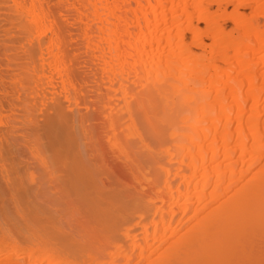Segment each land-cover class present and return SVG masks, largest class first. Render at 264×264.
Segmentation results:
<instances>
[{
	"label": "bare ground",
	"instance_id": "bare-ground-1",
	"mask_svg": "<svg viewBox=\"0 0 264 264\" xmlns=\"http://www.w3.org/2000/svg\"><path fill=\"white\" fill-rule=\"evenodd\" d=\"M0 7V264H264V0Z\"/></svg>",
	"mask_w": 264,
	"mask_h": 264
},
{
	"label": "rangeland",
	"instance_id": "rangeland-1",
	"mask_svg": "<svg viewBox=\"0 0 264 264\" xmlns=\"http://www.w3.org/2000/svg\"><path fill=\"white\" fill-rule=\"evenodd\" d=\"M39 2H42V3H44V4H46L47 2H49L50 0H38ZM6 12H5V10L4 9H2L1 7H0V39H1V41L3 40V39H5L4 41H6L5 42V44L8 46V47H10V48H12L13 47V44H12V42H11V34L9 33V34H7V35H5L6 34V31H4L3 29H5V26H4V24H5V21H4V18L6 17ZM8 32H10L9 30H7ZM3 38V39H2ZM13 51V49H10V51L9 52H12Z\"/></svg>",
	"mask_w": 264,
	"mask_h": 264
}]
</instances>
